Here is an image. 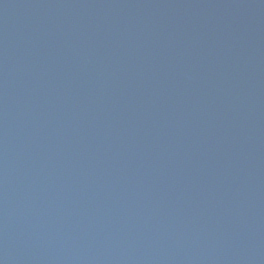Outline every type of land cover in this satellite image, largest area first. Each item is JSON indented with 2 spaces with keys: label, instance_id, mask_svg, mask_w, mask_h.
Returning <instances> with one entry per match:
<instances>
[{
  "label": "water",
  "instance_id": "obj_1",
  "mask_svg": "<svg viewBox=\"0 0 264 264\" xmlns=\"http://www.w3.org/2000/svg\"><path fill=\"white\" fill-rule=\"evenodd\" d=\"M0 264H264V0H0Z\"/></svg>",
  "mask_w": 264,
  "mask_h": 264
}]
</instances>
